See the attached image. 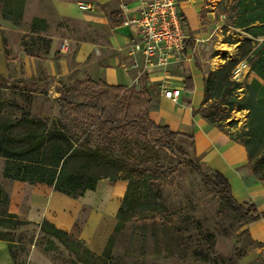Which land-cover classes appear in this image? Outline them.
<instances>
[{
    "label": "crops",
    "instance_id": "crops-1",
    "mask_svg": "<svg viewBox=\"0 0 264 264\" xmlns=\"http://www.w3.org/2000/svg\"><path fill=\"white\" fill-rule=\"evenodd\" d=\"M143 1L148 0H24L17 19L20 24L14 25L2 17L0 0V75L31 80L44 73L56 79L71 77L73 82L93 79L111 86L148 89L151 119L174 133L191 134L196 158L227 178L233 198L240 203L250 202L257 211L264 212V182L253 177L243 145L196 113L203 104L206 73L193 55L208 32V24H201L202 17L209 23L214 21V0H178L182 27L190 36L184 52L186 60L165 67H146L145 71L142 56L131 46L138 31L122 24L138 14ZM80 5L92 9L82 11ZM34 19L44 23L31 32ZM24 36L46 38L47 53L41 58L27 56L21 44ZM10 37L18 41L9 42ZM188 76L191 92L184 87ZM154 83H158L159 95L150 88ZM162 84L180 88L176 101L164 97ZM3 180L0 188L6 193L9 213L35 225L46 220L63 232L76 231L78 240L96 255L107 247L127 189L126 181L106 178L99 180L92 191L71 197L42 183ZM249 228L254 239L264 243V219L251 222ZM0 252L3 264H13L2 241Z\"/></svg>",
    "mask_w": 264,
    "mask_h": 264
},
{
    "label": "trees",
    "instance_id": "trees-1",
    "mask_svg": "<svg viewBox=\"0 0 264 264\" xmlns=\"http://www.w3.org/2000/svg\"><path fill=\"white\" fill-rule=\"evenodd\" d=\"M1 2L2 17L12 21L14 25L20 24L17 19L22 14L24 0ZM229 10L232 12L229 17L232 19L233 28L244 30L252 38L264 37V0H231ZM32 21L31 32L44 23L37 19ZM38 40L45 41L48 47L49 41L46 38H22L21 44L27 56H32L31 48ZM250 56L247 63L256 78L246 84L244 96L238 99L235 94L240 85L230 80L232 67L210 71L203 82V104L196 113L211 127L223 130V123L229 117L221 114V107L228 108V111H232L234 107L239 111H247L244 131L236 136H229L245 148L247 164L253 177L259 182H264V41L253 49ZM20 82L27 83L28 80L20 79ZM184 87L187 92L193 91L190 76L184 79ZM3 88L17 91L21 87L8 85V79L0 75V89ZM61 95L65 107L64 119L69 126L60 119L31 116L26 111H21L20 118L14 124L0 121V158L4 164L2 178L31 185H50L55 191L71 197L92 191L97 182L104 179L96 175L94 169L118 165L111 159L109 154L112 151L108 147L90 146L89 128L96 126L102 132L120 135L124 146L143 152L135 159L133 167L124 168L123 176L106 177L110 181L127 182V189L116 216V226L124 210H141L149 215L164 217L167 210L161 203L154 201L156 197L153 196L149 184L155 173L145 167L150 161L156 160L153 150L170 148L177 137L192 141L193 136L174 133L167 126L156 124L149 116L151 93L145 88L111 86L105 82L88 79L74 81ZM6 107L21 109L0 98V120ZM5 132H9L10 136H5ZM179 150L183 152L181 147ZM75 162L80 164L77 169L72 168ZM182 166L198 175L203 185L224 200L245 224L264 219V212L257 211L252 203H240L233 198L231 185L220 171H213L194 160L178 162L169 170L176 172ZM155 170L160 173L159 168ZM6 203V193L0 188V241L7 243L13 262L10 239L6 238L2 231L33 223L20 220L15 214L9 213L5 207ZM36 225L40 233L58 240L74 234L63 232L46 220ZM209 239L207 237L206 241ZM74 264H83V261L78 258L74 260Z\"/></svg>",
    "mask_w": 264,
    "mask_h": 264
},
{
    "label": "rangeland",
    "instance_id": "rangeland-1",
    "mask_svg": "<svg viewBox=\"0 0 264 264\" xmlns=\"http://www.w3.org/2000/svg\"><path fill=\"white\" fill-rule=\"evenodd\" d=\"M230 2L214 0L213 22L209 23L202 17L201 24H208V32L197 43L193 58L206 74L231 68L244 59L248 62L253 49L264 41V37L252 38L244 30L231 26ZM8 41L16 43L18 38L10 37ZM31 49L33 56L41 58L47 51L46 42L38 40ZM6 78L8 85L21 88L17 91L0 89V98L22 110L6 107L1 116L2 123L14 124L20 118L21 111H26L31 116L60 119L69 126L64 119L65 107L61 94L73 85L71 77L56 79L41 73L27 83H21L20 78L13 76ZM254 78L255 74L250 70L235 92L238 99L244 96L246 84ZM157 84H152L150 88L159 95ZM220 109L221 114L229 117L223 123V131L232 137L241 134L247 111H239L235 107L232 111L226 107ZM89 133L90 146L108 147L112 151L109 154L111 159L118 163L94 169L95 174L104 179L107 176H123L124 168L133 167L135 159L143 154L135 148L124 146L118 134L102 132L96 126H91ZM4 135L10 136L9 132ZM153 153L156 160L150 161L145 169L155 173L149 184L156 197L154 201L167 210L164 217L149 215L141 210H124L101 255L93 254L78 241L76 231L72 232L73 236L61 240L40 233L34 224L2 231L10 239L12 263L74 264V260L79 258L83 264H264V243L254 239L249 224H245L224 200L214 195L210 188L203 185L201 178L187 167L170 172L169 168L178 162L194 160L201 163L194 154L192 141L177 137L170 148L155 149ZM79 165V162H75L72 168L77 169ZM3 166V159L0 158V184L4 183ZM156 168L160 169V173H156ZM207 237L210 238L208 242ZM2 242L11 259L7 243ZM3 261L0 252V264Z\"/></svg>",
    "mask_w": 264,
    "mask_h": 264
},
{
    "label": "built area",
    "instance_id": "built-area-1",
    "mask_svg": "<svg viewBox=\"0 0 264 264\" xmlns=\"http://www.w3.org/2000/svg\"><path fill=\"white\" fill-rule=\"evenodd\" d=\"M80 10H91L90 5H80ZM122 24L133 26L138 31V38L131 46L132 51L140 53L144 60V68L151 66H167L173 62L186 60L184 52L190 38L182 27L179 16L178 0L143 1L137 15L125 19ZM230 80L241 83L250 66L244 59L231 68ZM165 98L171 102L177 100L181 90L179 87L162 84L160 86Z\"/></svg>",
    "mask_w": 264,
    "mask_h": 264
}]
</instances>
